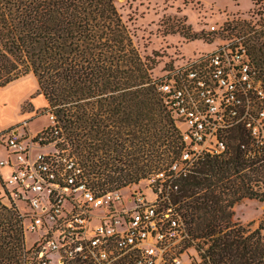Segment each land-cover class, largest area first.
Instances as JSON below:
<instances>
[{
  "label": "trees",
  "instance_id": "1",
  "mask_svg": "<svg viewBox=\"0 0 264 264\" xmlns=\"http://www.w3.org/2000/svg\"><path fill=\"white\" fill-rule=\"evenodd\" d=\"M257 13L264 27L262 11ZM236 28L245 36L255 83L264 90V28L248 20ZM153 67L114 0H0V86L36 76L64 146L100 189L138 182L146 165L168 169L182 155V131ZM257 98L253 94L252 102ZM223 137L226 150L200 155L172 192L189 234L186 247L202 251V264H264V221L252 229L235 220L233 209L244 198L264 201V133L256 137L239 122ZM106 145L110 152H100ZM27 260L18 210L0 205V264Z\"/></svg>",
  "mask_w": 264,
  "mask_h": 264
},
{
  "label": "built area",
  "instance_id": "2",
  "mask_svg": "<svg viewBox=\"0 0 264 264\" xmlns=\"http://www.w3.org/2000/svg\"><path fill=\"white\" fill-rule=\"evenodd\" d=\"M157 85L185 126V147L144 188L92 185L76 153L64 146L52 113L53 124L37 133L26 120L0 130L6 152L0 158V205L17 209L32 236L27 264H194L184 251L189 234L173 204L176 181L200 155L226 150L227 128L244 122L254 136L264 133V90L240 42L228 52L199 56ZM253 94L261 104L256 117Z\"/></svg>",
  "mask_w": 264,
  "mask_h": 264
},
{
  "label": "rangeland",
  "instance_id": "3",
  "mask_svg": "<svg viewBox=\"0 0 264 264\" xmlns=\"http://www.w3.org/2000/svg\"><path fill=\"white\" fill-rule=\"evenodd\" d=\"M114 1L132 34L140 55L153 64L152 76L157 82L165 80L199 56L207 57L215 51L228 52L229 49L237 47L239 42L244 45L243 33H240L237 28L233 29L237 21H252V25L254 24L256 28H264L259 24L262 17L257 13L260 9L264 15V0L258 5H255L253 0ZM212 26H216V30L212 31ZM241 26L243 25L239 27ZM254 33L255 30L246 33V36ZM25 76L31 79L29 82L31 86L37 85L38 92H40L38 80L37 83L35 80L36 76L32 73ZM250 78L253 79L251 76ZM31 101L32 99L29 98L23 103V112L32 108ZM40 102L43 103V98H40ZM260 105L258 98L253 101L255 117ZM46 108L40 107L36 109L32 117L24 119L29 122L31 132L37 133L53 124L50 117L52 114ZM10 115H14V112L10 111ZM177 124L181 131L185 129L180 121H177ZM110 128L114 131L119 130L118 125H112ZM91 140L93 144L97 142L94 136ZM100 152L109 153V146H103ZM154 172L155 170L146 165V176L123 188L125 190L136 187L144 188L148 183L147 179ZM233 209L235 220L252 229L259 227L264 221V201L244 198L237 202ZM25 237L26 242L30 243L32 236L25 233ZM184 251L189 255L192 263H203L202 251L198 250L196 245L188 246Z\"/></svg>",
  "mask_w": 264,
  "mask_h": 264
},
{
  "label": "crops",
  "instance_id": "4",
  "mask_svg": "<svg viewBox=\"0 0 264 264\" xmlns=\"http://www.w3.org/2000/svg\"><path fill=\"white\" fill-rule=\"evenodd\" d=\"M35 80L37 83L36 78ZM29 82H31V79H28V76H23L5 86H0V130L18 124L21 120L32 117L36 109L48 106L47 99L42 93L38 92L37 85L31 86ZM29 98L32 99L30 103L32 108L23 112L22 105ZM40 98H43L41 104L39 103ZM10 111H13L14 115H10ZM5 156L6 152L0 147V158ZM1 170L7 172L6 168Z\"/></svg>",
  "mask_w": 264,
  "mask_h": 264
}]
</instances>
